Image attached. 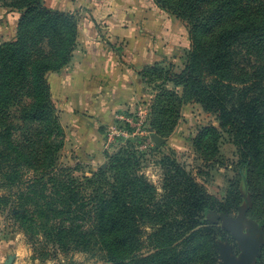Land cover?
Wrapping results in <instances>:
<instances>
[{"label":"trees","instance_id":"1","mask_svg":"<svg viewBox=\"0 0 264 264\" xmlns=\"http://www.w3.org/2000/svg\"><path fill=\"white\" fill-rule=\"evenodd\" d=\"M23 7L18 27L24 34L0 45V186L9 190L5 197H17V218H24L31 232L43 234L56 247L96 251L110 264H175L166 254L173 247L145 250L147 229L152 228L150 238L162 233L187 234L183 241L191 242L204 231L212 238L213 229L203 221L209 200L172 161H167L171 169L165 173L167 184L161 193L136 175L129 157L110 159L90 176L75 175L76 168L55 163L64 136L46 74L54 67L59 70L56 58L69 62L76 38L69 51L56 50L64 40L55 43L51 34H59V20H72L74 28L77 20L71 14L47 9L43 0H30L17 9ZM251 10L243 7L240 17L245 21L223 26L215 39L217 49L225 52L244 37L258 39L254 54L252 48L241 53V62L250 69L225 79L222 70L232 61L214 54L201 70L186 66L174 75L178 82L188 84L195 101L217 114L222 128L237 132L242 163L258 160L264 153V1ZM35 33L38 38L33 37ZM44 40L52 48L51 54L38 46ZM176 208L179 216L169 215ZM193 260V256L184 259ZM213 262L211 257L199 263Z\"/></svg>","mask_w":264,"mask_h":264},{"label":"rangeland","instance_id":"2","mask_svg":"<svg viewBox=\"0 0 264 264\" xmlns=\"http://www.w3.org/2000/svg\"><path fill=\"white\" fill-rule=\"evenodd\" d=\"M29 1L0 0V45L24 34L23 28L18 27L17 6ZM262 1L154 0L183 30L184 40L175 53L176 62L157 63L154 71L144 72L141 93L111 120L99 121L94 135L83 121L69 119L66 107L54 102L49 90L64 136L62 146L55 153L57 165L76 168L75 175L90 176L105 167L110 159L129 157L136 175L143 176L161 193L167 184L165 173L171 169L167 161H172L197 183L210 202L203 221L213 229L212 238L207 236L209 231L193 237L191 242L183 241L187 234L162 233L150 238L151 227L144 236L145 250L173 247L166 254L173 257L175 264H200L211 257L212 264H264V153L258 160L242 163L237 132L222 128L217 114L195 101L188 84L174 77L186 66L201 70L214 54L221 55V59L230 57L232 61L222 70L225 79L240 76L242 71L250 69L249 64L244 66L241 62V53L252 48L254 54L258 39L244 37L225 52L215 45L216 33L230 23L244 22L245 18L240 17L241 9L252 8L253 12ZM24 9L18 10L20 15ZM6 14L10 16L6 18ZM58 24L61 26L59 34L52 33L51 39L55 43L64 40L56 50L69 51L78 30L72 20H59ZM33 37L38 38L36 33ZM38 46L47 55L52 53L46 40ZM56 59L59 70L64 69L68 59ZM13 139L17 141V137ZM8 191L0 186V264H110L97 256L96 251L56 247L46 241L43 234L31 232L25 219L17 218V197H5ZM21 210L23 213L24 209ZM169 215L179 216V210L176 208ZM191 256L193 261H184Z\"/></svg>","mask_w":264,"mask_h":264},{"label":"crops","instance_id":"3","mask_svg":"<svg viewBox=\"0 0 264 264\" xmlns=\"http://www.w3.org/2000/svg\"><path fill=\"white\" fill-rule=\"evenodd\" d=\"M43 5L77 20L69 62L46 77L54 102L92 135L99 121L111 120L141 93L144 72L176 62L184 40L180 24L154 0H43ZM19 15L17 10V21Z\"/></svg>","mask_w":264,"mask_h":264},{"label":"water","instance_id":"4","mask_svg":"<svg viewBox=\"0 0 264 264\" xmlns=\"http://www.w3.org/2000/svg\"><path fill=\"white\" fill-rule=\"evenodd\" d=\"M157 144H159V141H157Z\"/></svg>","mask_w":264,"mask_h":264}]
</instances>
